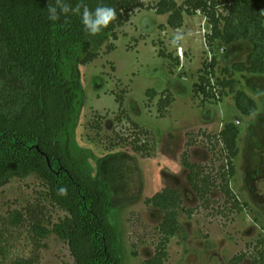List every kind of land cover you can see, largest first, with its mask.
<instances>
[{
	"label": "trees",
	"instance_id": "trees-1",
	"mask_svg": "<svg viewBox=\"0 0 264 264\" xmlns=\"http://www.w3.org/2000/svg\"><path fill=\"white\" fill-rule=\"evenodd\" d=\"M67 2L74 6L77 0ZM86 3L91 9L103 5L116 10V18L96 36L85 32L78 16L70 15L69 23H64V17L50 21L48 0H0V189L14 179L36 175L46 190L24 209L1 219L0 264H43L41 251L53 233L67 243L74 264H123L112 211L131 200L135 169L119 162L111 163L103 173L104 161L100 160L95 176L84 173L81 161L70 150V125L84 92L80 67L95 61L105 42L118 39V29L135 11L149 8L167 15V25L172 29L182 28L187 15H203L209 27L204 37L211 57L193 85L195 93L203 102H220L228 88L242 115L252 116L258 111L255 99L236 88L239 80L235 74L264 76V0H183L181 4L178 0H155L151 7L145 0ZM241 42L249 46L246 61L225 66L224 79L216 80L218 44L232 47ZM114 49V44L107 45L108 52ZM159 53L165 55L164 51ZM147 93L150 98L157 95L153 88ZM117 101L123 105V98ZM171 103L170 94L161 96L159 111L164 113ZM237 121L227 122L214 137L217 144L213 148L221 145L225 158L222 171L216 175L184 154L187 180L205 209L213 203L214 190H220L235 208L245 205L240 204L230 185L239 154ZM132 143L137 150L148 149L138 137ZM61 187L67 188V195L57 194ZM45 201L65 212L64 217L54 222ZM184 202L182 192L172 187L146 200L162 212V220L155 253L143 264H166L167 245L182 227L180 213L192 214ZM21 239L30 246L29 255L19 249ZM247 256L246 252L235 255L229 264H241ZM250 257L252 264H264V238Z\"/></svg>",
	"mask_w": 264,
	"mask_h": 264
},
{
	"label": "rangeland",
	"instance_id": "rangeland-1",
	"mask_svg": "<svg viewBox=\"0 0 264 264\" xmlns=\"http://www.w3.org/2000/svg\"><path fill=\"white\" fill-rule=\"evenodd\" d=\"M145 2L151 7L155 0ZM167 18L154 9L135 11L118 29V39L105 42L100 56L80 67L84 92L70 125V150L81 161L84 173L92 177L100 169V160L104 161L103 173L111 163L127 162L135 169L131 200L112 211L123 264H143L155 253L162 212L146 200L166 187L179 189L184 205L192 210L191 215L180 213L182 227L167 245L166 264H229L245 252L249 256L241 264H252L255 245L264 238V76L235 74L236 88L257 102L258 111L252 116L240 113L228 88L220 102H203L193 85L211 57L204 37L207 20L199 13L187 15L182 28L172 29ZM177 36L181 39L176 40ZM110 43L115 49L108 52ZM217 48L215 79L223 80L224 67L246 61L249 46L219 43ZM160 51L165 55H159ZM151 88L157 92L154 98L147 93ZM167 94L172 103L161 113L158 101ZM236 119L240 123L239 154L230 185L245 205L235 208L220 190H214L213 203L205 209L187 180L184 154L216 175L225 158L221 145L213 148L217 144L214 137ZM136 137L148 149L137 150L132 143ZM42 192H46L44 183L36 175L14 179L0 189V224ZM45 204L54 222L64 217L65 212L49 201ZM25 243L21 239L19 249L29 255L31 248ZM41 263L74 264V259L67 243L53 233L45 240Z\"/></svg>",
	"mask_w": 264,
	"mask_h": 264
},
{
	"label": "clouds",
	"instance_id": "clouds-1",
	"mask_svg": "<svg viewBox=\"0 0 264 264\" xmlns=\"http://www.w3.org/2000/svg\"><path fill=\"white\" fill-rule=\"evenodd\" d=\"M48 19L52 22H58L64 17V23L70 22V15L78 16L88 35L96 36L102 29L116 18V10L109 6L98 5L91 9L86 0H77L73 6L67 0H48L47 4ZM181 39L177 36L176 40ZM58 195H67V188L61 187L57 191Z\"/></svg>",
	"mask_w": 264,
	"mask_h": 264
}]
</instances>
